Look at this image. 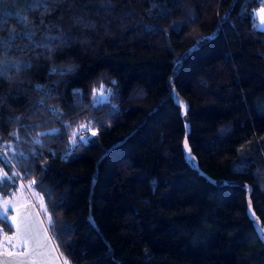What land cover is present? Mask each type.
I'll return each instance as SVG.
<instances>
[{
  "label": "trees",
  "instance_id": "trees-1",
  "mask_svg": "<svg viewBox=\"0 0 264 264\" xmlns=\"http://www.w3.org/2000/svg\"><path fill=\"white\" fill-rule=\"evenodd\" d=\"M263 4L0 0V193L66 264H264Z\"/></svg>",
  "mask_w": 264,
  "mask_h": 264
},
{
  "label": "crops",
  "instance_id": "crops-1",
  "mask_svg": "<svg viewBox=\"0 0 264 264\" xmlns=\"http://www.w3.org/2000/svg\"><path fill=\"white\" fill-rule=\"evenodd\" d=\"M8 220L11 233L0 244V264H66L39 208L29 199L13 206Z\"/></svg>",
  "mask_w": 264,
  "mask_h": 264
},
{
  "label": "rangeland",
  "instance_id": "rangeland-1",
  "mask_svg": "<svg viewBox=\"0 0 264 264\" xmlns=\"http://www.w3.org/2000/svg\"><path fill=\"white\" fill-rule=\"evenodd\" d=\"M261 9H264V4L254 10V15L257 19L256 20L257 27L264 29V23H261V19L259 15ZM186 130H187V124H186ZM183 149L187 161L191 165L197 166L195 157L191 153L185 138L183 140ZM27 199H29L31 203H33L35 206L39 208L42 218L45 220L46 224H48L50 219H49V211L46 207V203L44 201L42 194L35 188L32 182L24 183L19 181L9 190V192L6 195H2L0 193V214H5L7 211L11 210L13 206L22 203L23 201L26 202ZM5 201H7V204H5ZM5 208H7V211H5ZM248 212L254 219L256 229L258 230V232L260 233L261 237L264 240V228L260 226L259 222L255 218L250 205H248Z\"/></svg>",
  "mask_w": 264,
  "mask_h": 264
},
{
  "label": "snow or ice",
  "instance_id": "snow-or-ice-1",
  "mask_svg": "<svg viewBox=\"0 0 264 264\" xmlns=\"http://www.w3.org/2000/svg\"><path fill=\"white\" fill-rule=\"evenodd\" d=\"M259 15H260L261 23H264V9H261V10H260ZM5 204H7V201H5ZM5 211H7V208H5ZM49 219H50V218H49ZM17 227H18V229H19V226H17Z\"/></svg>",
  "mask_w": 264,
  "mask_h": 264
},
{
  "label": "built area",
  "instance_id": "built-area-1",
  "mask_svg": "<svg viewBox=\"0 0 264 264\" xmlns=\"http://www.w3.org/2000/svg\"><path fill=\"white\" fill-rule=\"evenodd\" d=\"M4 237H5V232L0 229V244L3 241Z\"/></svg>",
  "mask_w": 264,
  "mask_h": 264
}]
</instances>
